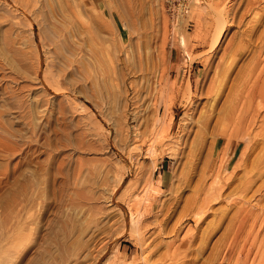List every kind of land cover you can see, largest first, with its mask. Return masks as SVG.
<instances>
[{
	"label": "rangeland",
	"instance_id": "374dc122",
	"mask_svg": "<svg viewBox=\"0 0 264 264\" xmlns=\"http://www.w3.org/2000/svg\"><path fill=\"white\" fill-rule=\"evenodd\" d=\"M0 264H264V0H0Z\"/></svg>",
	"mask_w": 264,
	"mask_h": 264
},
{
	"label": "bare ground",
	"instance_id": "6f19581e",
	"mask_svg": "<svg viewBox=\"0 0 264 264\" xmlns=\"http://www.w3.org/2000/svg\"><path fill=\"white\" fill-rule=\"evenodd\" d=\"M166 1H168V0H163V5H164V9H165V11H166V13L168 14V15H170V17H173V16H177V15H182L185 11H186V9L188 8V6L191 4V1L192 0H187L185 3L183 2V4H184V6H183V8L182 7H180L179 9H178V6L176 7L175 6V4L173 3V0H169V2H170V6L168 7V10H167V8H166ZM195 4L193 3V6H194ZM173 9H174V12H173ZM176 29V28H175ZM175 32V31H174ZM216 40H217V38H216ZM215 40V41H216ZM168 41V40H167ZM183 41V40H182ZM169 94V93H168ZM168 98V97H167ZM166 99V98H165ZM167 101V100H166ZM166 104V103H165ZM164 104V105H165ZM158 128V127H157ZM165 126H160V128H158V131L156 132V134H155V138H157V137H160L161 135H163L162 133H164V130H165ZM152 141V140H151ZM153 144L152 143H150L149 144V147H148V150H149V152H153ZM156 169V168H155ZM156 187H157V185L155 184V183H152V181L150 180V178H149V180H148V182H147V184H146V186H145V188L143 189V191H142V193L141 194H139V195H137V196H135V198H134V200H133V202H131V210H132V206L135 208V206L136 205H138L139 203H140V201H148L149 200V194H151L152 192H155L156 191ZM135 211V210H134ZM132 212V211H131ZM132 215V214H131ZM130 215V216H131ZM135 215V214H134ZM134 215H132L131 216V220L132 219H134ZM136 216V215H135Z\"/></svg>",
	"mask_w": 264,
	"mask_h": 264
},
{
	"label": "crops",
	"instance_id": "0c3cea01",
	"mask_svg": "<svg viewBox=\"0 0 264 264\" xmlns=\"http://www.w3.org/2000/svg\"><path fill=\"white\" fill-rule=\"evenodd\" d=\"M165 165H166V159L163 162H160L159 165L156 168V170L158 171L160 185H162V182L164 180V176H165L164 172L166 171V169L164 168Z\"/></svg>",
	"mask_w": 264,
	"mask_h": 264
},
{
	"label": "built area",
	"instance_id": "2783aa9c",
	"mask_svg": "<svg viewBox=\"0 0 264 264\" xmlns=\"http://www.w3.org/2000/svg\"><path fill=\"white\" fill-rule=\"evenodd\" d=\"M186 1L187 0H173V3L175 4L176 7L178 6V9H179L180 7L183 8V6H184L183 2L185 3ZM169 6H170V2L168 0V1H166V8H167V10H168V7ZM173 12H174V9H173Z\"/></svg>",
	"mask_w": 264,
	"mask_h": 264
}]
</instances>
